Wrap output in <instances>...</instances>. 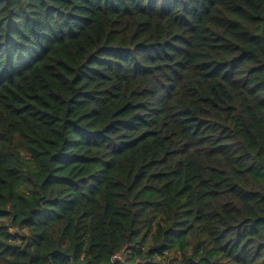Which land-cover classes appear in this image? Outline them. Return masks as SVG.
Returning <instances> with one entry per match:
<instances>
[{"label":"trees","instance_id":"1","mask_svg":"<svg viewBox=\"0 0 264 264\" xmlns=\"http://www.w3.org/2000/svg\"><path fill=\"white\" fill-rule=\"evenodd\" d=\"M0 264H264V0H0Z\"/></svg>","mask_w":264,"mask_h":264}]
</instances>
